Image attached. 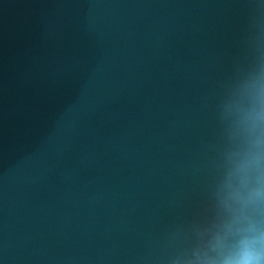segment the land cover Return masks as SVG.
I'll return each mask as SVG.
<instances>
[{
  "label": "water",
  "instance_id": "water-1",
  "mask_svg": "<svg viewBox=\"0 0 264 264\" xmlns=\"http://www.w3.org/2000/svg\"><path fill=\"white\" fill-rule=\"evenodd\" d=\"M261 51L264 0H0V264H159Z\"/></svg>",
  "mask_w": 264,
  "mask_h": 264
},
{
  "label": "clouds",
  "instance_id": "clouds-1",
  "mask_svg": "<svg viewBox=\"0 0 264 264\" xmlns=\"http://www.w3.org/2000/svg\"><path fill=\"white\" fill-rule=\"evenodd\" d=\"M207 215L167 238L159 264H264V51L226 83Z\"/></svg>",
  "mask_w": 264,
  "mask_h": 264
}]
</instances>
